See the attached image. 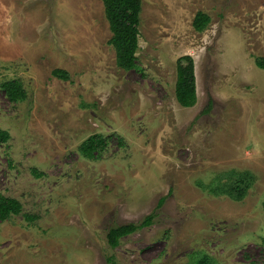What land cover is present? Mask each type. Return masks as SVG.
Here are the masks:
<instances>
[{
	"label": "rangeland",
	"instance_id": "374dc122",
	"mask_svg": "<svg viewBox=\"0 0 264 264\" xmlns=\"http://www.w3.org/2000/svg\"><path fill=\"white\" fill-rule=\"evenodd\" d=\"M139 18L127 71L101 0H0V84L26 91L10 102L0 89V195L36 218L0 222V264H264V0H141ZM186 55L191 108L174 97ZM95 134L106 146L88 160ZM230 171L252 176L243 199L205 190ZM149 214L108 247L109 228Z\"/></svg>",
	"mask_w": 264,
	"mask_h": 264
},
{
	"label": "trees",
	"instance_id": "16d2710c",
	"mask_svg": "<svg viewBox=\"0 0 264 264\" xmlns=\"http://www.w3.org/2000/svg\"><path fill=\"white\" fill-rule=\"evenodd\" d=\"M106 20L111 32L109 44L115 52L116 64L124 70L136 68V53L139 49V24L141 0H101ZM210 18L207 14L197 12L192 21V28L196 32H203ZM255 65L264 70V58L255 59ZM176 81L174 97L183 108H191L196 104V84L194 74V62L190 56H182L176 60ZM53 76L67 80L68 74L60 69L53 71ZM0 89L10 102H21L26 99V91L19 80H7L0 84ZM7 131L0 130V144L9 140ZM106 146V140L100 134L87 138L80 146V154L88 160H96L100 157ZM223 177H226L223 180ZM223 177L205 186V190L214 196H227L239 201L243 199L252 184V176L248 172L230 171ZM162 203V201L160 202ZM264 216V204L262 206ZM22 214V205L13 198L0 195V222H4L12 216ZM25 221L31 223L35 216L22 214ZM155 215L149 214L140 222L114 226L106 233V243L109 248L115 249L122 238L135 234L153 224ZM210 258L203 257L198 264H210ZM107 264H116L112 255L106 258Z\"/></svg>",
	"mask_w": 264,
	"mask_h": 264
},
{
	"label": "crops",
	"instance_id": "0c3cea01",
	"mask_svg": "<svg viewBox=\"0 0 264 264\" xmlns=\"http://www.w3.org/2000/svg\"><path fill=\"white\" fill-rule=\"evenodd\" d=\"M195 84H196V81H195ZM196 96H197V93H196Z\"/></svg>",
	"mask_w": 264,
	"mask_h": 264
}]
</instances>
